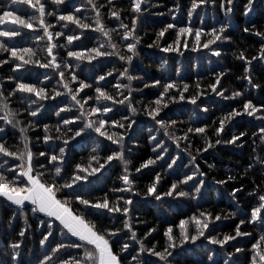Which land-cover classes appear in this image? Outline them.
Wrapping results in <instances>:
<instances>
[{
	"label": "trees",
	"instance_id": "1",
	"mask_svg": "<svg viewBox=\"0 0 264 264\" xmlns=\"http://www.w3.org/2000/svg\"><path fill=\"white\" fill-rule=\"evenodd\" d=\"M5 2L6 0H0V4ZM41 2L45 4L46 13L55 11L57 14L56 16L46 14L44 19L46 24L51 25L48 29L53 33L51 43L57 45L53 49V55L56 56V62L61 65L59 71L65 73L64 81H61L58 71L41 68L39 64L23 65L14 71L16 63L22 62L14 61L10 58L9 53L0 52V60L8 61V63L0 65V85L3 86L6 97L15 88L17 80L34 84L37 88L44 87L49 97L53 95L54 89L61 93L54 99L43 101H39L38 97L28 93L17 92L16 95L9 97V107L18 113L16 119L22 122L21 126H27L30 121L33 124V127L27 132V136L30 138V148L34 154V174L35 172L44 173V179L51 183L53 166H60L63 179L57 178L56 182L59 184L72 175L76 164H88V158L93 154L92 149L97 145H99L101 163L104 162L103 157L110 154L104 150L105 145L112 149L117 147L90 130L87 133H82L80 137L69 139L76 130L83 126V121L76 119L80 115L79 106L71 100L67 90L62 87L63 82H70V87L73 89L79 87L80 80L92 85L91 88H85L79 92L77 99L82 102L89 96L95 97V87L97 86L105 87L106 91L116 99H120L115 85L118 82L127 83L126 79L118 75L119 70L127 65L117 56L97 57L92 61H77L74 57L67 55L69 51L83 52L87 55L90 49L99 47L105 40L101 33L95 31L96 12L92 10L91 5L87 4V0H65V4L60 6L53 5L51 0H41ZM95 2L99 7L102 23L107 29H115L112 32V37L121 52H126L123 45L131 42V40H121L120 34L124 31L119 27L121 21L131 27L133 18H136L135 31L136 35L141 38L137 45L138 56L134 57L129 69L131 75L140 78L132 82L134 91L131 96L133 106L140 111L132 116L124 105H113L111 101H96L95 99L88 100L84 105L85 111L104 104L112 107V111L104 116L105 119L121 120L123 116H131L136 120L132 131L125 136V157L132 161L129 165V172L131 173L130 178L134 180L133 191L115 193L112 191L115 188L125 187L118 179L123 174V167L118 161H113L111 166L105 165V169H102L96 176H90L88 182H81L82 186L74 185L73 189L65 190V192H75L90 200L102 198L106 193L110 202L117 196L131 199L133 203L130 206L129 215L132 217L133 229L136 231L137 237L143 238L149 229L155 228L156 231L148 236L145 243L149 247L156 245L157 250L164 247L166 228L171 226L173 234L178 235L179 221L188 220L194 215L199 216L201 212L211 213L213 217L221 216L219 221L213 220L205 232L206 236L211 234L218 238H222L224 234L235 235L236 225L243 219L245 223L240 225V231L251 235L237 237L235 241L226 243L223 248L213 245L201 237L195 244L189 242L182 248H177L173 253L175 259H170L172 264H212L208 260V256L211 255L216 264H223L224 260L228 258V253H233L229 264H233V262L234 264H250L254 253L252 245L256 244L260 236L264 234L257 225L248 222L252 209L258 205V195L264 194V165H261L257 160V157L264 159V140L261 139L264 133L260 132V129L264 128V61L260 59V50L264 41L251 31L254 27L255 30L264 32V0H254L253 10L247 15H245V5L248 0H233L230 24L224 33L230 39L217 41L209 48L202 47L209 38L206 34L214 27L219 28L229 19L220 9L219 0H216L215 5L211 2L202 5L191 18L188 17L191 0H145V3L141 5L140 13H134L131 10L130 0H111V4L109 0H95ZM177 5H179L178 9ZM77 8L80 10L79 12H76ZM24 9L23 5L16 6L17 14L23 12ZM113 9L119 12V19L109 15ZM69 12L79 16L82 22L92 24L93 27L80 29L71 22L57 19L58 15ZM169 23L175 24L176 28L168 29L160 38L157 46L155 43L157 34ZM36 25L38 22H34L33 29L24 30L25 34L14 37L12 40L3 39L6 40L9 47L32 48L36 52L33 59L46 63L51 59L46 52L49 41L46 36L44 39H40L41 36H44V32ZM180 27L202 29L205 34L201 36V46H196L195 36L192 34L181 37V46L178 52L163 51L169 45L175 47L173 42ZM244 28H249L250 31L245 32ZM0 30H7V27L0 25ZM57 32L63 34L57 37L55 35ZM68 36H78L79 39H74L69 44ZM185 42L187 47H184ZM149 45L153 46L149 47ZM101 50L111 51L107 44ZM216 51L220 53L219 56L214 54ZM240 53H243L247 60L251 61L250 65L245 60L238 58ZM165 61H167L166 64ZM65 62L72 65L71 69L64 68ZM246 67L249 68L248 74L251 75L252 84L243 78L246 75ZM109 71H112L111 76L107 75ZM221 72L225 74L220 77L217 91H222L223 96L217 95L209 87L216 83V78ZM70 73H75L78 79L71 81ZM102 75L105 76V80L99 81L98 77ZM8 77H15V79H8ZM156 80L160 81V85L145 87V84L154 85ZM169 82H175L180 88L184 84L189 86L188 91L184 93L186 99L183 101L179 100L177 90L171 89L165 96L168 106L163 108L157 117V119H164L166 123L176 122L168 129V132L172 136L181 138L178 141L179 146H177V141L166 136L163 129H160V126L156 125L144 111L146 106L158 98V93L162 91V85ZM197 84H199V88L196 87ZM253 85H259V87H253ZM121 91L123 90L121 89ZM234 91H238L242 95L231 98ZM199 93L202 95H199L195 105L192 104L190 98ZM172 95L177 96L175 102L168 101V96ZM29 96L31 99L37 100L38 103L30 104L28 99H22V97ZM247 101H251L260 111L252 116L247 115L243 111V104ZM37 108L39 111L35 117L29 115L30 111H35ZM61 109H65V111H61ZM233 109L242 114L228 121L219 136H216L215 129L219 128L220 118ZM57 112L60 114L57 115ZM4 115L5 111L0 105V117ZM99 116L100 114L97 113L91 119H96ZM64 120H70L72 123L65 125ZM45 125L48 126L47 135L52 137L47 142L44 140ZM189 127L193 129L205 127L206 132L205 134L189 133L187 132ZM0 128L4 129L0 133V141L5 142L6 147L16 150L18 146L20 150H23L22 134L19 128H13L2 119H0ZM110 130L124 132V129L118 127H113ZM241 133H245V135L240 136ZM186 134L187 139H183ZM205 135L213 147H207ZM150 136H155L156 141H159L166 151L162 152L159 147H156V141L150 140ZM233 136H240V139L235 143L224 142L231 140ZM218 138L222 141L220 144L215 143ZM64 139H68L69 142L65 148L63 160L50 161L51 155H59V148L65 147ZM153 148H156V152H153ZM205 148H207L206 151ZM197 149L200 151L197 152ZM40 152H44L45 155L40 156ZM157 153H160L163 159L157 160L156 164L149 166L148 169H142L140 172L135 171L148 158L156 159ZM192 156L196 157L195 161H192ZM173 159L176 160V163L171 169L167 168V163H171ZM5 160L8 161L7 164H4ZM20 163L21 161L15 160L13 157H5L0 154V164H4L5 169L15 170V166ZM95 166V162H93V167ZM157 173L161 176L157 185L158 193L167 192L172 182L182 181L185 175H192L193 179L187 185L180 184L178 190L194 191L193 185H198L200 179L204 180V185L201 188V193L197 194L195 198L192 196L178 197L174 194L173 196H161L160 200H156L154 196L146 195L145 190L146 186L154 181ZM194 173L196 174L194 175ZM7 174L11 179L12 173ZM229 176L234 179L229 180ZM218 181H226V183H217ZM234 189H240V191H237L233 196ZM58 195L63 196L64 193ZM120 203L123 207V201ZM72 207L83 210V206L78 203H73ZM13 208L14 206L4 205L3 198H0V261L3 264H13L10 245L16 242H20L21 256L18 258V264H40L45 255L52 256L51 264H59L61 260L82 256L83 249L70 246L72 242H79L77 238L70 235L62 236L60 233L62 226L58 221L53 224V235L42 246L40 240L43 235L47 234L46 225H41L37 216L31 212L26 213L27 223L31 227L28 228L24 237H20V230L26 227L25 219L19 213H15L16 218L12 219ZM232 213L235 215L233 216ZM38 215L39 218L51 220V218H44L43 214ZM85 215L87 219L95 222L98 228L123 229V218L120 213L108 214L105 212L98 215L85 213ZM261 215H264V210ZM126 231L122 230L117 237L113 238V250L119 251L117 240L120 244L129 243V252L123 255L131 260V256L138 253L139 245L129 240L125 235ZM194 231L195 226L190 224L189 232L194 233ZM61 242L69 247L53 254L52 249ZM236 247H240L242 251L236 253ZM140 256L147 257L153 262L157 261L156 257H150L146 253L140 254Z\"/></svg>",
	"mask_w": 264,
	"mask_h": 264
},
{
	"label": "snow or ice",
	"instance_id": "2",
	"mask_svg": "<svg viewBox=\"0 0 264 264\" xmlns=\"http://www.w3.org/2000/svg\"><path fill=\"white\" fill-rule=\"evenodd\" d=\"M53 5L60 6L65 4V0H51ZM213 5L216 4V0H191V8L188 11V17L191 18L193 13L199 9L202 5H207L209 3ZM111 4V0H109ZM145 3V0H130L131 10L134 13L141 12V5ZM87 4L91 5L93 11L96 12L95 18V31L102 34L105 38L104 42L99 45V47L92 48L88 51V54L85 55L83 52L69 51L67 55L69 57H74L77 61H92L97 57H106V56H117L120 61L125 62L127 65L119 70L118 75L127 80V83H117L115 88L117 90V95L120 96V99H116L112 94L105 90L103 86L95 87V97H87L83 102L80 99H77L79 92L85 88H91L92 85L87 84L84 80L79 81V87L73 89L70 87V82H63L62 87L67 90V94L71 97V100L75 102L76 105L79 106L80 115L76 117V119H80L83 121V126L74 132V135L69 139H75L76 137L82 136V133H87L89 130L91 132L97 133L100 137L105 138L107 141H110L112 145H116L115 149L110 148L108 145H105L104 150L106 152H110V154L103 157V163H101V157L99 155V145L96 148L92 149V153L88 158V164H76L75 169L70 177L64 179L63 183H57V178L63 179L61 176L62 168L60 166H53L54 172L52 177V182L49 183L44 179V173L35 172L33 168V158L34 154L30 148V138L27 136V132L33 127L32 122L30 121L27 126H21V121L17 120L16 117L18 113L14 112L9 107V97L16 95L19 93H28L33 94L39 98V101H43L46 99H54L56 96H60L61 93L59 91L53 90V95L49 97L46 93V89L44 87L37 88L36 85L31 83H25L23 81L17 80L15 88L12 92L9 93V96L6 97L3 92V86L0 85V105H2L5 115L0 117V119L4 120L6 124L12 125L13 128H19L21 135V140L23 142V150H20L17 146L16 150H10L5 146V142L0 141V154L5 157H13L15 160L21 161L20 164L15 166V170L9 168L5 169L4 164H7V160L4 161V164H0V198H3L4 205L14 206L13 208V217L15 219V213H19L24 216L26 227L19 232L20 237H24L26 231L31 226L28 225L27 220L28 217L26 213L31 212L33 215L37 216L39 223L41 225H46L47 234L43 235V238L40 240V244L43 246L49 240V237L53 235V224L58 221L59 225L62 226L60 229V233L62 236L70 235L71 237L77 238L79 242H72L71 247L76 249H83V254L80 257H72L70 260H61L59 264H172L170 258L175 259L173 253L177 248H182L183 245L187 243L195 244L201 237H204L207 241H209L213 245H219L221 248L228 243L229 241H235L237 237L249 236L250 233L241 232L240 225L245 223V220H240L239 224L236 225L235 235L224 234L222 238H218L217 236H213L211 234L205 235V232L209 229L210 223L213 220L219 221L221 219L220 215L212 216L211 213L201 212L199 216H192L188 220H180L179 221V234H173V228L169 226L164 231V236L166 237L164 247L161 250H157L156 245H152L149 247L145 240H147L148 236H150L153 232L156 231L155 228L149 229L143 238H138L136 231L133 229L132 217L129 215L133 201L131 199H125L123 196H117L114 200L110 202L107 193L102 197L95 200H90L84 198L82 195H79L75 192H65V190L73 189L74 185H81V182H88L89 177L96 176L97 173H100L102 169H105V165L111 166V162L118 161L123 167V174L118 177L119 180L122 181L125 187L123 188H115L112 191L115 192H132L134 180L130 178L131 173L129 172V165L132 163L131 160L126 159L125 157V136L129 135L132 131V126L136 123L135 119H132L131 116H123L121 120H115L112 118L105 119L104 116L112 111V107L104 104L100 107L90 108L88 111H85L84 105L88 100L95 99L96 101H111L113 105L119 104L124 105L126 110L135 116L140 110L133 106L131 101L132 92L134 89L132 88V82L134 80L140 79L139 77L133 76L130 74L129 69L132 65V61L134 57L138 56L137 45L140 43L141 38L136 35V18H133L131 27L128 24L120 22L119 27L123 28L124 31L121 33V40L128 41L123 45L126 48V52H121L119 50V46L116 42H114L112 37V32L115 29H107L105 25L102 23L100 17V10L97 6L95 0H87ZM23 5L25 9L20 14L16 12V6ZM254 0H248L245 5L246 11L245 15L248 12L253 10ZM103 7V5H101ZM219 7L223 10L225 17L229 18L227 22L222 24L219 28H212L210 32L206 35L209 37L205 43H203V48H209L210 45L215 44L217 41L229 40L230 37L224 35L227 28L230 24V14L233 13V0H219ZM179 5H177V9ZM34 10V11H31ZM80 10L77 8L76 12ZM38 14V15H37ZM56 16V12L46 13L45 4L41 2V0H6L5 3L0 4V25H5L7 30H0V52L9 53L10 58L14 61H20L22 63H16L15 69L21 68L23 65L28 64H39L41 68H51L55 71L59 72V76L61 81H64L65 73L64 71H59L61 65L56 62V56L53 55V49L57 47V45L51 43L53 39V33L49 32V27L45 23V15ZM110 16L116 17L119 19V12L116 10H112L109 13ZM59 21H67L76 25L80 29H89L92 28L93 25L90 23L82 22L81 18L74 13L69 12L68 14H61L57 16ZM34 22H38V27L43 29L44 36H41L40 39H44L46 36L49 44L47 46L46 52L50 60L46 63H41L39 60L33 59L36 55V52L32 48H24V47H9L7 40H12L14 37L21 36L25 34L24 30L33 29ZM67 27V25H65ZM176 28L175 24L169 23L167 26L162 29L157 34L156 45H159V40L164 36L165 32L168 29ZM245 32H249V28H244ZM253 34L261 37L262 41H264V32L253 29ZM63 33L57 32L55 35L61 36ZM194 34L196 40V46L200 47V40L202 34H205L202 29L192 27H180L176 32V39L173 42V45H169L163 49L165 52L170 51H179L181 46V37L185 35ZM74 39H79L78 36H68L67 41L69 44ZM111 49L101 50L105 47ZM153 45H149L152 47ZM184 47H187L185 42ZM195 50V49H194ZM261 56L260 59L264 61V44L261 47ZM215 55L219 56L220 53L216 51ZM27 57V58H26ZM239 59L245 60L247 64H251V61H248L243 53H240ZM256 59V57H253ZM8 63L7 60H0V65ZM165 64L167 61L164 62ZM72 65L65 62L64 68L71 69ZM79 67V65H77ZM249 73V68H245V77L244 79L248 80L249 84H252V78ZM225 73L221 72L217 78L216 83L211 84L209 87L211 91L216 92L217 95L223 96L222 91H217V84L220 83V77ZM71 81H76L78 79L75 73H70ZM108 76L112 75V71L107 73ZM8 79H15V77H8ZM99 81H104L105 76H99ZM160 85V81L156 80L154 85L145 84V87ZM199 88V84L196 85ZM253 87H259V85H253ZM121 89L123 91H121ZM171 89H176L179 93V100H185L184 93L188 91L189 86L184 84L182 88H180L175 82H169L162 85V91L158 93V98L155 101L151 102L150 105L146 106L144 111L147 116L151 117L156 125L160 126V129H163L164 134L169 136L170 139L177 141V146H179L178 141L179 137L172 136L168 129L175 125V121L171 123H166L164 119H157L160 112L163 108L168 106V102H165V96L168 95ZM125 93H127L125 95ZM198 95H193L190 98V102L192 104H196ZM242 93L238 91H234L232 93L231 98H235L237 96H241ZM22 99H28L30 104H37L38 101L35 99H31V97H22ZM177 100V96L172 95L168 96V101L175 102ZM207 111V109H204ZM39 108L35 111H30L29 115L35 117ZM61 111H65V109H61ZM243 111L247 113V115L252 116L256 112L260 111L259 108L254 106L251 101H247L243 104ZM100 114L96 119H91L92 116ZM60 113L57 112V115ZM242 113L233 109L228 112L225 116L220 118L219 120V128L215 129V135L219 136L220 132L224 129L225 124L230 121L232 118L241 115ZM72 121L64 120V124H70ZM108 125V127H106ZM113 127H118L120 129H124V132L111 131L110 129ZM59 130V129H57ZM4 131L3 128H0V133ZM44 131L46 135L44 136L45 142L52 139L51 136L47 135L48 126H44ZM71 131V129H69ZM187 132H195L198 134H205V127H197L195 129L189 127ZM261 133H264V128L260 129ZM245 135V133H241L240 136ZM240 136H233L231 140L224 141L225 143H235L240 139ZM130 138V137H129ZM150 140L156 141L155 136H150ZM183 139H187V134L183 137ZM261 139L264 140V136H261ZM69 140L64 139L63 143L65 147L59 148V155H51L50 161H58L63 160L65 154V148L68 145ZM221 139H216L215 143L220 144ZM205 144L207 147H213V144L208 140L205 135ZM156 147H159L161 151H166L159 141H156ZM205 151L207 148L204 149ZM200 150L197 149V152ZM153 152H156V148H153ZM40 156H44V152L39 153ZM163 159V156L160 153L156 154V159L148 158L146 161L141 163L139 167L135 169L136 172H140L142 169H148L149 166L155 165L157 160ZM196 157L192 156V161H195ZM257 160L264 165V159H260L257 157ZM93 162H95V167H93ZM176 163V160L173 159L171 163H167V168L171 169L173 165ZM43 167V165H41ZM197 171H198V165ZM251 167V165H250ZM18 170V171H17ZM11 172L12 177L9 178L7 173ZM196 173H194L195 175ZM203 175V173H200ZM193 179L192 175H185V178L182 181H174L171 183L170 188L165 193L157 192V185L161 180V176L157 173L155 175V179L152 183L146 186L145 194L148 196H154L156 200H160L161 196H173L174 194L178 197H189L195 198L197 194L201 193V188L204 185V180L200 179L198 181V185H193L194 191H184L178 190L180 184L187 185L189 181ZM229 180L234 179V177L229 176ZM19 180V183L17 181ZM217 183H226V181H218ZM82 186V185H81ZM240 189L233 190V196ZM64 193L63 196L58 194ZM139 194V193H136ZM252 195V193H250ZM121 201H123V207L121 206ZM73 203H78V205L83 206V210L77 208L74 209L72 207ZM262 210H264V194L258 195V205L254 207L251 211L249 223L257 225L262 232H264V215H261ZM108 214H122V224L123 229L121 228H108L105 227L103 229L98 228L97 224L89 219H87L85 213L88 215H98L103 213ZM38 214H43L44 218H51V220L39 218ZM234 216L235 213H232ZM115 222V220H114ZM192 224L195 226L194 233L189 232V225ZM122 230H127L125 235L128 236L129 240L134 241L139 245L138 253L136 255L131 256V260H128L127 256H124V253L129 252L130 245L129 243L120 244L119 241H116V244L119 248V251L113 250V238L117 237ZM69 245H65L64 243H58L54 249H52L53 254L59 252L61 249H66ZM12 249L11 260L13 264H18V258L21 256L19 251L20 242L12 243L10 245ZM254 253L251 257L250 264H264V234L260 236L259 241L256 244L252 245ZM242 249L240 247L235 248V252L239 253ZM146 253L150 257H156L157 261L153 262L147 257H141L140 254ZM178 255V254H177ZM233 253H228V258L224 260L223 264H229ZM123 257V259H122ZM208 260L212 262V264H216L211 255L208 256ZM52 256L45 255L44 259L40 262V264H51ZM0 264H3L0 261ZM234 264V262H233Z\"/></svg>",
	"mask_w": 264,
	"mask_h": 264
}]
</instances>
